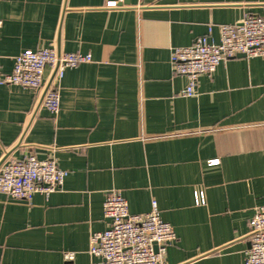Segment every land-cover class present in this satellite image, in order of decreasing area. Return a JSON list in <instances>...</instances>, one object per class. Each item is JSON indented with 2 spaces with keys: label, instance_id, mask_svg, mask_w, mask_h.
Instances as JSON below:
<instances>
[{
  "label": "crops",
  "instance_id": "crops-1",
  "mask_svg": "<svg viewBox=\"0 0 264 264\" xmlns=\"http://www.w3.org/2000/svg\"><path fill=\"white\" fill-rule=\"evenodd\" d=\"M249 13L264 17V0H0V77L25 49L92 55L66 69L57 114L44 89L0 81V159L33 153L68 171L48 196L0 193V264L100 261L90 235L108 227L111 189L131 213L156 201L178 235L166 264H245L264 204V58H229L184 96L171 55L211 24L218 43L219 24Z\"/></svg>",
  "mask_w": 264,
  "mask_h": 264
},
{
  "label": "built area",
  "instance_id": "built-area-1",
  "mask_svg": "<svg viewBox=\"0 0 264 264\" xmlns=\"http://www.w3.org/2000/svg\"><path fill=\"white\" fill-rule=\"evenodd\" d=\"M110 6L116 1H109ZM220 41L212 40L213 25L192 44L175 47L171 63L175 73L186 76L188 82L182 90L184 96L196 92L201 74H210L225 60L244 54L264 58V17L246 14L240 22L219 24ZM89 53L59 52L56 47L25 49L14 58L11 73L0 77L2 83L20 85L30 89H46L43 106L57 114L61 108L59 83L68 68L91 62ZM51 78L47 81L46 71ZM0 161V193L13 198L31 200L35 193L50 195L63 183L68 171L58 165L55 157L38 158L27 154L23 158L9 155ZM218 159L209 161L216 164ZM195 203L204 204V192L194 193ZM108 227L90 235L89 252L100 258L93 264H166L168 248L178 241L174 226L165 221L153 201L152 208L144 213H131L129 204L119 189L107 192L103 205ZM250 246L245 251V264H264V204L255 207L249 222ZM75 254L65 257L73 260Z\"/></svg>",
  "mask_w": 264,
  "mask_h": 264
},
{
  "label": "water",
  "instance_id": "water-1",
  "mask_svg": "<svg viewBox=\"0 0 264 264\" xmlns=\"http://www.w3.org/2000/svg\"><path fill=\"white\" fill-rule=\"evenodd\" d=\"M240 55H244V54H240ZM47 88H48V86L46 87L44 93L46 92ZM8 155H9V153L7 152V153L5 154V156H4V158L2 159V161H3ZM0 163H1V161H0Z\"/></svg>",
  "mask_w": 264,
  "mask_h": 264
}]
</instances>
